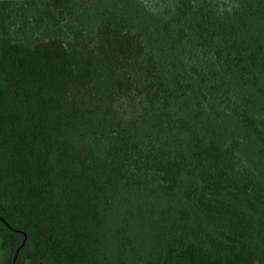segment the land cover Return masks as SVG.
Listing matches in <instances>:
<instances>
[{"label": "trees", "instance_id": "16d2710c", "mask_svg": "<svg viewBox=\"0 0 264 264\" xmlns=\"http://www.w3.org/2000/svg\"><path fill=\"white\" fill-rule=\"evenodd\" d=\"M0 0V264H264V0Z\"/></svg>", "mask_w": 264, "mask_h": 264}, {"label": "rangeland", "instance_id": "374dc122", "mask_svg": "<svg viewBox=\"0 0 264 264\" xmlns=\"http://www.w3.org/2000/svg\"><path fill=\"white\" fill-rule=\"evenodd\" d=\"M149 11L158 15H169L172 13L177 0H139ZM201 1L211 7L218 14L230 13L239 9V4L232 0H192ZM0 250V257L1 255Z\"/></svg>", "mask_w": 264, "mask_h": 264}]
</instances>
